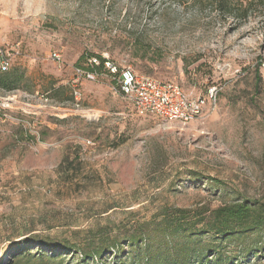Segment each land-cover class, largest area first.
Instances as JSON below:
<instances>
[{
	"label": "rangeland",
	"instance_id": "rangeland-1",
	"mask_svg": "<svg viewBox=\"0 0 264 264\" xmlns=\"http://www.w3.org/2000/svg\"><path fill=\"white\" fill-rule=\"evenodd\" d=\"M0 51L18 86L0 85V108L28 122L0 116V264H43L37 236L83 245L90 228L146 231L164 206L264 204V0H0ZM99 55L105 74L75 82ZM107 62L182 85L204 116L138 114ZM243 263L264 264V250Z\"/></svg>",
	"mask_w": 264,
	"mask_h": 264
},
{
	"label": "trees",
	"instance_id": "trees-1",
	"mask_svg": "<svg viewBox=\"0 0 264 264\" xmlns=\"http://www.w3.org/2000/svg\"><path fill=\"white\" fill-rule=\"evenodd\" d=\"M247 9L245 5L236 10ZM99 59L100 65L87 68H103L106 59L100 55ZM13 76L1 74L0 85L7 89L18 88ZM74 161L80 160L75 158ZM66 163L72 164L67 156L57 167L59 175L71 172ZM158 215L160 217L153 223H147L152 226L146 231L124 233L121 237L117 231L111 237L110 230L90 228L88 236L92 235L83 245L37 236L38 242L51 249L41 260L43 264H63L66 258H74L72 264H233L235 260L236 264H245L244 260L254 255L259 257L264 250V204L260 202L242 199L200 210L195 215L187 208L176 207L171 211L164 206ZM142 234L149 236L147 244L143 243ZM127 244L128 251L125 250ZM228 248L245 251L243 260H233L227 253ZM145 249L148 253H143ZM111 255L113 260L109 258Z\"/></svg>",
	"mask_w": 264,
	"mask_h": 264
},
{
	"label": "built area",
	"instance_id": "built-area-1",
	"mask_svg": "<svg viewBox=\"0 0 264 264\" xmlns=\"http://www.w3.org/2000/svg\"><path fill=\"white\" fill-rule=\"evenodd\" d=\"M54 57L60 59V54L54 53ZM89 60L92 62V67L94 63L99 64L96 58ZM9 68L10 58L0 51V72H6ZM107 68L111 70L110 75L115 77L116 90L133 105L140 115L154 114L168 122L190 123L205 114L206 100L201 96H192L178 83L141 74L132 66H125L117 71L114 65L107 62ZM103 74L105 73L97 69L76 67L74 81H95ZM208 92V102L210 105H216L218 94L216 87H210ZM74 95L76 100H80L81 91L77 86L74 88ZM0 116L16 124L23 126L28 124L25 119L3 112L1 108Z\"/></svg>",
	"mask_w": 264,
	"mask_h": 264
}]
</instances>
